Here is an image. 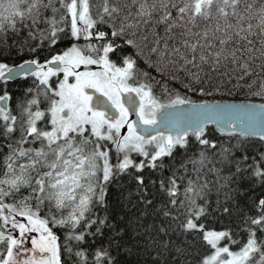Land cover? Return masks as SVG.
Wrapping results in <instances>:
<instances>
[{"label":"snow or ice","instance_id":"6c2138e0","mask_svg":"<svg viewBox=\"0 0 264 264\" xmlns=\"http://www.w3.org/2000/svg\"><path fill=\"white\" fill-rule=\"evenodd\" d=\"M0 58V264H264V0H0Z\"/></svg>","mask_w":264,"mask_h":264},{"label":"trees","instance_id":"16d2710c","mask_svg":"<svg viewBox=\"0 0 264 264\" xmlns=\"http://www.w3.org/2000/svg\"><path fill=\"white\" fill-rule=\"evenodd\" d=\"M83 42V41H81ZM67 43V42H65ZM61 47H63V45H61ZM27 58V57H25ZM0 59H4V58H0ZM6 59L9 60V62H11L12 60H15L16 63H20L22 62L21 59L16 58V57H7ZM149 71H151L149 69ZM28 83H30V81H25L23 79L17 80L15 82H10L8 85L9 91L12 92L13 94V103H15V98L18 97L20 95V92L27 87ZM220 97H217V99H219ZM227 98V97H226ZM243 97H238V99H242Z\"/></svg>","mask_w":264,"mask_h":264},{"label":"water","instance_id":"95a60500","mask_svg":"<svg viewBox=\"0 0 264 264\" xmlns=\"http://www.w3.org/2000/svg\"><path fill=\"white\" fill-rule=\"evenodd\" d=\"M17 80H20V79H17ZM17 80H16V81H17ZM132 118H133V119H135V116L133 115V117H132Z\"/></svg>","mask_w":264,"mask_h":264}]
</instances>
